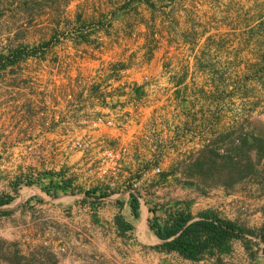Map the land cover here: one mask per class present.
<instances>
[{
    "label": "crops",
    "instance_id": "1",
    "mask_svg": "<svg viewBox=\"0 0 264 264\" xmlns=\"http://www.w3.org/2000/svg\"><path fill=\"white\" fill-rule=\"evenodd\" d=\"M125 2L114 0L117 15ZM135 2L134 9H126L113 22L112 31L99 29L91 42L60 49L58 56L45 49L40 57H28L0 70V195L15 196L0 210L12 209L15 217L26 202L40 201L49 230L32 239L37 248L23 250L38 264H264L261 245L253 252L239 240L230 242L229 254L200 261L158 248L163 241L150 226L155 205L198 219L202 212L223 208V202L231 200L207 197L174 166L172 171L161 168L166 159L154 148L159 139L164 141L170 120L165 118L161 93L157 91L155 99L148 96L143 80L148 70L135 71L130 59L133 52L138 57L149 53L154 60L160 54L182 65L187 57L203 61L211 55V39L206 41V28L197 23L205 0ZM108 5L97 7L94 13L88 11L90 6H78L80 23L59 27L74 29L84 20L102 19ZM51 19L40 24L51 31ZM92 43L103 49L95 50ZM108 56L124 61L119 70L127 76L114 74L107 63L100 64ZM110 84L116 88L114 93L105 87ZM123 85H127L124 98L120 96ZM118 103L123 105L122 113L129 115L123 125L94 127V116L117 114ZM173 135L169 131V140ZM81 140L89 142L88 149L75 147ZM110 147L128 151L123 170L114 177L100 171ZM23 175H32L36 183L23 185ZM110 183L114 185L111 190ZM16 187L18 195L13 192ZM133 196L137 197V214ZM157 216L162 224L167 220L163 211ZM10 234L12 241L20 238ZM0 264L5 263L0 260Z\"/></svg>",
    "mask_w": 264,
    "mask_h": 264
},
{
    "label": "rangeland",
    "instance_id": "2",
    "mask_svg": "<svg viewBox=\"0 0 264 264\" xmlns=\"http://www.w3.org/2000/svg\"><path fill=\"white\" fill-rule=\"evenodd\" d=\"M127 1L117 15L114 0H0V70L9 61L40 57L45 49L55 56L60 49L91 42L99 29L112 31L113 22L136 6L135 0ZM108 3L102 19L84 20L74 29L59 27L80 23L78 6H90L88 11L94 13ZM204 4L197 23H203L212 47L203 61L187 57L179 65L160 54L154 60L149 53L138 57L134 52L130 59L135 71L148 70V76L143 74L148 96L155 99V93H161L165 118L170 120L164 141L159 139L154 148L166 159L161 168L172 171L174 166L207 197L230 199L223 208L201 214L233 223L238 231L230 242L242 241L253 252L261 245L264 252V0H205ZM49 18L51 31L40 24ZM109 57L101 58L100 64L107 63L108 70L123 75L119 65L124 61ZM157 70L160 73L150 75ZM169 131L174 139L169 140ZM31 176L23 175L20 182L31 186L36 183ZM13 192L18 195V188ZM0 196L15 199L10 194ZM41 206L39 200L32 205L26 202L15 217L12 209L0 210V260L5 264H38L23 250L37 248L32 239L49 230ZM10 233L20 238L12 241ZM230 242L226 251L215 250L202 259L229 254Z\"/></svg>",
    "mask_w": 264,
    "mask_h": 264
},
{
    "label": "trees",
    "instance_id": "3",
    "mask_svg": "<svg viewBox=\"0 0 264 264\" xmlns=\"http://www.w3.org/2000/svg\"><path fill=\"white\" fill-rule=\"evenodd\" d=\"M16 55L19 56L20 53ZM16 55H13L15 59H17ZM9 62L11 64L15 61ZM57 187H64V184ZM13 200L12 197L0 196V207L10 204ZM133 200L134 212L137 214V197L133 196ZM160 211L167 215L164 224L157 216ZM152 212L154 218L150 221L151 229L163 241L158 248L168 252H177L192 261L201 260L205 254L215 250L226 251L230 240L236 237L238 231L233 223L220 220L208 213L201 214L198 219H195L185 211H172L171 208L165 206L154 208Z\"/></svg>",
    "mask_w": 264,
    "mask_h": 264
},
{
    "label": "built area",
    "instance_id": "4",
    "mask_svg": "<svg viewBox=\"0 0 264 264\" xmlns=\"http://www.w3.org/2000/svg\"><path fill=\"white\" fill-rule=\"evenodd\" d=\"M110 85H105L106 89H110V93H114L116 88H110ZM102 88V86H101ZM127 88V85H123L120 87V89H123V91H121L120 96H122L123 98L126 97V95L122 94L124 91V89ZM119 89V88H118ZM124 95V96H123ZM117 111H119L117 114L112 115L111 113H107V114H98L96 116H94L93 118V125L94 127L98 128L99 126L103 125L106 127H121L124 123V120L128 119V114L127 112H123L122 113V109L121 107L123 106L122 103H118L117 105ZM75 147L77 149L80 150H85L89 148V142L88 141H76L75 143ZM127 155H128V151L126 147L123 148H107L105 151V156L104 159L101 161V169L100 171L104 174H112L113 177L117 174H119L122 170H123V164L125 162V160L127 159ZM108 166V168H107ZM156 172L158 174L161 173V169L157 168ZM114 185L113 184H109V189L111 190V188H113Z\"/></svg>",
    "mask_w": 264,
    "mask_h": 264
}]
</instances>
